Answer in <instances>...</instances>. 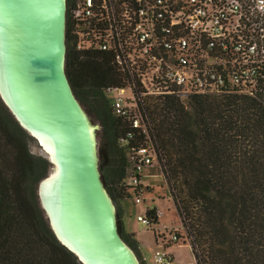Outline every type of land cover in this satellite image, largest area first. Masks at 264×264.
I'll use <instances>...</instances> for the list:
<instances>
[{
  "label": "trees",
  "instance_id": "1",
  "mask_svg": "<svg viewBox=\"0 0 264 264\" xmlns=\"http://www.w3.org/2000/svg\"><path fill=\"white\" fill-rule=\"evenodd\" d=\"M69 32L68 23L66 73L101 125L102 179L117 206L119 232L136 251L117 204L133 198L128 149L118 142L128 129L106 93L124 82L111 52L77 51ZM146 109L197 264H264V103L238 95L167 97ZM33 140L0 98V264H81L41 208L37 187L50 165L31 153Z\"/></svg>",
  "mask_w": 264,
  "mask_h": 264
},
{
  "label": "built area",
  "instance_id": "2",
  "mask_svg": "<svg viewBox=\"0 0 264 264\" xmlns=\"http://www.w3.org/2000/svg\"><path fill=\"white\" fill-rule=\"evenodd\" d=\"M68 23L76 50L111 52L124 82L106 93L128 129L118 142L128 149L136 205L160 156L149 101L238 95L264 103V0H67V31ZM146 211L137 221L153 230L164 212ZM178 236L167 226L155 233L154 263H173L168 249L188 241Z\"/></svg>",
  "mask_w": 264,
  "mask_h": 264
},
{
  "label": "water",
  "instance_id": "3",
  "mask_svg": "<svg viewBox=\"0 0 264 264\" xmlns=\"http://www.w3.org/2000/svg\"><path fill=\"white\" fill-rule=\"evenodd\" d=\"M66 40L67 0H0V98L50 165L37 193L57 240L81 264H141L119 232L99 168L100 125L71 87Z\"/></svg>",
  "mask_w": 264,
  "mask_h": 264
},
{
  "label": "rangeland",
  "instance_id": "4",
  "mask_svg": "<svg viewBox=\"0 0 264 264\" xmlns=\"http://www.w3.org/2000/svg\"><path fill=\"white\" fill-rule=\"evenodd\" d=\"M153 102L156 101H152V100L149 101V103H153ZM85 111L87 112L86 109ZM88 115L94 124H99V121L95 118L94 115H90L89 113ZM100 130H101V125H100ZM100 130L97 132V134L100 132ZM98 143H99V138H98ZM29 148L33 155L37 157H42L39 150V146L35 140L29 143ZM145 183L148 185V188H147V192L144 194L143 204L136 205L133 198L122 200L117 203L123 209V216H122L123 221L130 222L132 230L135 229L147 230L145 225L137 221L136 214L139 212H144L145 208H151L154 206L155 203H157L164 212V217L161 220L162 224L168 225V227L170 228L172 227L175 229L176 228L179 229V236L183 237L186 228L184 227V222L182 221L181 216L178 212L175 190L173 189L172 184L170 183L167 177L163 161L158 159L157 164L154 170L152 171V174L145 179ZM148 230L149 231L146 233L145 238L147 239V241L152 242L154 240V237L150 229ZM159 230H163V227H160ZM188 241L186 240L181 241V243H179L178 245H180L182 248L176 246L175 247L176 249L173 250L174 253L177 255L176 260L183 258L186 261L184 264H197L196 257L193 253L194 248L192 246L191 239L188 238ZM182 242H184V244H182ZM135 252L138 256L140 263L142 264L143 261L140 259L137 250ZM148 255L149 257H152L153 253H148Z\"/></svg>",
  "mask_w": 264,
  "mask_h": 264
},
{
  "label": "crops",
  "instance_id": "5",
  "mask_svg": "<svg viewBox=\"0 0 264 264\" xmlns=\"http://www.w3.org/2000/svg\"><path fill=\"white\" fill-rule=\"evenodd\" d=\"M158 208H160V206L157 203H155L153 207L145 208V211L147 209H158ZM144 212H139L136 214V216L143 214ZM121 219H122V217H121ZM122 221H123V219H122ZM123 226H124V230H125L126 234L133 235L132 239L135 241L137 252L139 254L140 259L143 261V263L144 264H154L153 256H154L155 251L158 249L156 238H155V233H157V230L159 231L160 227H164V226L168 227V225H163L162 221H159V224L157 226H155V229L150 230L151 233L153 234V237H154V240L152 242L147 241V239L145 238L146 233L149 231L148 229L147 230H145V229H143V230H139V229L132 230L130 222H124V221H123ZM176 246L182 248L180 245H174L168 249V252L173 257V263L172 264H184L186 261L183 258L176 260L177 255L173 251L176 249L175 248ZM189 249H190V247H189ZM148 253H153V256L149 257Z\"/></svg>",
  "mask_w": 264,
  "mask_h": 264
},
{
  "label": "bare ground",
  "instance_id": "6",
  "mask_svg": "<svg viewBox=\"0 0 264 264\" xmlns=\"http://www.w3.org/2000/svg\"><path fill=\"white\" fill-rule=\"evenodd\" d=\"M1 90H2L3 94L5 95L2 86H1ZM50 182L51 181H47V183H45L43 191H42V196H43L44 203H45L46 207H49L50 205L52 206L53 197H54V191L51 188V183Z\"/></svg>",
  "mask_w": 264,
  "mask_h": 264
}]
</instances>
